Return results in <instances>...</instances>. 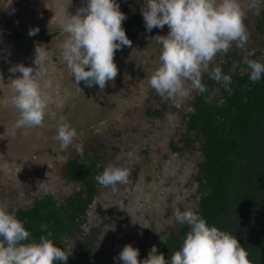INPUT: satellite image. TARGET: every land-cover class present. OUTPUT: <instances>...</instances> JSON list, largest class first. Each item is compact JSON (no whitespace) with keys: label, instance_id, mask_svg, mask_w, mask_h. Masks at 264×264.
Returning <instances> with one entry per match:
<instances>
[{"label":"rangeland","instance_id":"1","mask_svg":"<svg viewBox=\"0 0 264 264\" xmlns=\"http://www.w3.org/2000/svg\"><path fill=\"white\" fill-rule=\"evenodd\" d=\"M116 3L127 17L122 27L132 46L116 51L118 75L101 90L84 82L77 87L58 59L61 29L69 16L87 6V0H0V98L11 94L9 80L22 76L9 69L20 64L35 68V49L40 46L45 52L41 87L47 104L43 125L34 128H16L19 112L0 107V206L9 212L30 210L50 196L61 208L70 198L86 200L93 181L96 193L86 214L72 234L57 241L69 256L67 264L75 260L85 264V247L90 249L92 264H123L118 257L127 245L139 250L142 262L162 234L183 237L188 225L174 219V209L197 211L209 191L204 184L203 138L189 131L191 112L186 111L203 94L192 92L177 109L148 86L146 76L160 64L159 45L153 40L170 30L167 25L146 30L141 12L145 0ZM240 3L248 42L243 49L233 43L227 54L210 64V69L226 64L230 76L250 72L245 56L264 63V0L259 15L249 8L248 0ZM37 28L38 33L30 36L29 31ZM202 83L215 93L209 104H221L230 88L211 84L208 73ZM63 124L77 132L66 151H60L54 139ZM77 146H82V156ZM75 161L95 167L91 178L72 179L69 169ZM109 164L130 172L128 182L118 184L115 191L95 180ZM67 212L71 213L70 206Z\"/></svg>","mask_w":264,"mask_h":264},{"label":"clouds","instance_id":"2","mask_svg":"<svg viewBox=\"0 0 264 264\" xmlns=\"http://www.w3.org/2000/svg\"><path fill=\"white\" fill-rule=\"evenodd\" d=\"M260 3L261 0H248L249 8L255 9L257 15ZM141 12L148 32L163 29L165 25L170 30L167 36L154 38L160 49V64L146 76L148 86L164 101L171 100L173 106L180 109L192 92L208 91L202 83L204 73L224 86L231 83V76L224 74L219 65L210 69V64L218 55L227 54L233 43L243 49L248 42L244 25L246 14L240 0H145ZM126 19L116 0H87L86 7L69 16L60 32L63 39L58 59L66 65L77 87L84 82L88 87L98 85L103 90L109 81L115 80L118 75L115 53L124 46H132L122 27ZM38 31V28L32 29L29 35L35 36ZM35 52V68L20 64L9 69L22 76L10 79L11 94L0 98V107H11L19 112L16 128L43 125L47 109L41 87L46 76L45 52L40 46ZM243 62L250 70V82H259L264 74V63L247 56ZM214 94L209 95L206 102H210ZM186 111L194 112V109ZM76 137V130L63 124L54 139L59 142V150L66 151ZM77 152L83 155L82 146H77ZM128 155L131 157L132 153ZM57 159L66 162L64 157ZM129 175L127 168L109 164L95 180L115 191L118 184L128 182ZM173 217L178 223L187 224L190 231L181 248L172 253L170 261L158 253L155 245L142 262L138 260L139 250L132 245L125 246L118 259L123 264H251L236 237L209 226L193 210L182 212L177 207ZM160 239L165 243L167 237L160 236ZM29 240L30 232L23 222L0 206V264H54L56 261L67 264L69 256L52 240L41 236L39 242L25 243Z\"/></svg>","mask_w":264,"mask_h":264},{"label":"trees","instance_id":"3","mask_svg":"<svg viewBox=\"0 0 264 264\" xmlns=\"http://www.w3.org/2000/svg\"><path fill=\"white\" fill-rule=\"evenodd\" d=\"M219 66L224 74L228 73L226 64ZM249 75L250 72L231 76L230 88L225 91L221 104L206 102L212 94V89L207 88L193 106L194 112L190 113L187 125L189 131L203 138L204 184L209 190L195 213L209 226L236 237L248 253L251 264H264V74L255 84L250 82ZM209 81L212 84L214 80L209 77ZM94 168L75 161L71 177L78 180L75 172L81 170L83 175L79 179L86 181L93 175ZM89 184L86 200H78L80 196L70 198L66 206L59 208L48 196L30 210L10 212L30 232V240L25 243L39 242V238L45 236L58 247V239L72 234L92 202L96 186L93 181ZM69 206L71 213L67 212ZM189 231L190 227L186 226L181 239L162 234L167 239L165 243L160 237L156 239L158 253L170 261ZM82 258L85 264H92L88 247ZM72 264L80 262L75 260Z\"/></svg>","mask_w":264,"mask_h":264},{"label":"water","instance_id":"4","mask_svg":"<svg viewBox=\"0 0 264 264\" xmlns=\"http://www.w3.org/2000/svg\"><path fill=\"white\" fill-rule=\"evenodd\" d=\"M48 138L50 139L49 136H48ZM82 175H83V171H81V170H77V171L75 172V177L78 178V179L81 178Z\"/></svg>","mask_w":264,"mask_h":264},{"label":"flooded vegetation","instance_id":"5","mask_svg":"<svg viewBox=\"0 0 264 264\" xmlns=\"http://www.w3.org/2000/svg\"><path fill=\"white\" fill-rule=\"evenodd\" d=\"M52 39V38H51ZM72 167V166H71ZM69 172H70V174H71V168L69 169ZM73 179V178H72ZM78 181H83V180H81V179H78Z\"/></svg>","mask_w":264,"mask_h":264}]
</instances>
